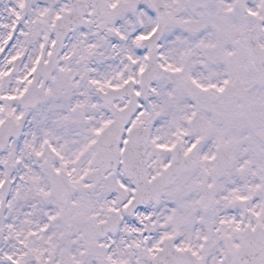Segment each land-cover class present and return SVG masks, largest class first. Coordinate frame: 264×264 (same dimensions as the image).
Here are the masks:
<instances>
[{
  "label": "snow or ice",
  "instance_id": "obj_1",
  "mask_svg": "<svg viewBox=\"0 0 264 264\" xmlns=\"http://www.w3.org/2000/svg\"><path fill=\"white\" fill-rule=\"evenodd\" d=\"M0 264H264V0H0Z\"/></svg>",
  "mask_w": 264,
  "mask_h": 264
}]
</instances>
